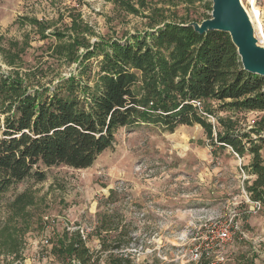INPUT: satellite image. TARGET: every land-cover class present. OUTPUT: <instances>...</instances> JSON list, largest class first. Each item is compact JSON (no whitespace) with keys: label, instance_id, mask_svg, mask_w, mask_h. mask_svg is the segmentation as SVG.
<instances>
[{"label":"rangeland","instance_id":"rangeland-1","mask_svg":"<svg viewBox=\"0 0 264 264\" xmlns=\"http://www.w3.org/2000/svg\"><path fill=\"white\" fill-rule=\"evenodd\" d=\"M121 1L0 0V73L29 87L50 86L78 76L83 49L72 47L78 39L125 41L154 23L201 24L211 17L212 0H125L135 12ZM256 2L262 16L255 24L264 31V0ZM243 4L247 8L248 0ZM101 60H90L92 74ZM213 107L208 120L214 132L221 130L217 117L247 131L264 117ZM250 160L231 148L212 147L200 125L174 132L160 125L120 129L113 148L90 168L46 169L45 181L26 179L0 196V264H59L52 249L75 231L95 252L96 264L120 255L119 244L127 245L129 264H194L189 253L197 241L234 216L245 237L236 233L225 245V264H264V211L251 212L245 197L246 182L253 179L244 168ZM104 214L114 229L109 234L96 230Z\"/></svg>","mask_w":264,"mask_h":264},{"label":"trees","instance_id":"trees-1","mask_svg":"<svg viewBox=\"0 0 264 264\" xmlns=\"http://www.w3.org/2000/svg\"><path fill=\"white\" fill-rule=\"evenodd\" d=\"M121 2L136 11L130 2ZM188 24L154 23L125 41L100 39L92 44L78 39L72 46L83 49L76 60L78 76L50 86L29 87L0 73V196L26 179L45 181L46 169L90 168L113 148L120 129L160 125L174 132L181 125H200L212 147L250 156L244 168L253 179L246 182V192L264 211V117L248 131L217 117L221 130L214 132L208 120L215 115L213 103L225 111L264 112V77L243 69L227 33L202 36ZM96 56L102 60L92 74L90 60ZM109 218L104 214L96 230L111 233ZM115 249L122 252L109 255L108 263L129 264L123 252L127 245ZM11 251H17L15 244ZM52 253L59 264H96L95 252L79 231L59 241Z\"/></svg>","mask_w":264,"mask_h":264},{"label":"water","instance_id":"water-1","mask_svg":"<svg viewBox=\"0 0 264 264\" xmlns=\"http://www.w3.org/2000/svg\"><path fill=\"white\" fill-rule=\"evenodd\" d=\"M199 35L227 33L237 48L243 69L264 77V46L259 42L250 13L243 0H212L211 17L201 24L190 23Z\"/></svg>","mask_w":264,"mask_h":264},{"label":"built area","instance_id":"built-area-1","mask_svg":"<svg viewBox=\"0 0 264 264\" xmlns=\"http://www.w3.org/2000/svg\"><path fill=\"white\" fill-rule=\"evenodd\" d=\"M248 4L251 7V9L248 8ZM248 4H247V9L251 13L253 2L252 1L249 2L248 0ZM255 6L257 7V2L255 3ZM260 35L262 38H264V31H261ZM194 105L196 107H199L201 106V103L195 101ZM245 197H246V203L249 204V208L251 212L256 214L263 209L261 203L252 201L247 192H245ZM234 217H232L229 221H226L222 225H214L212 227L213 228L212 230L208 231L204 237H201L200 241H197V243L189 253L190 262L194 264H225L226 263L227 259H226V254L224 252L225 245L232 241L236 233H239L242 236H244L241 233L239 225L234 222Z\"/></svg>","mask_w":264,"mask_h":264},{"label":"bare ground","instance_id":"bare-ground-1","mask_svg":"<svg viewBox=\"0 0 264 264\" xmlns=\"http://www.w3.org/2000/svg\"><path fill=\"white\" fill-rule=\"evenodd\" d=\"M252 2H253V10L251 11V13H250V17H251V20H252V23H253V25H254V28H255V31H256V34H257V32H260V30L261 31H263V27L261 26H257L255 23H259L260 21H261V16H262V12L259 10V9H257V8H255V0H251ZM261 36V35H260ZM262 38V37H261ZM258 39H259V42H260V40H263L264 41V38H262V39H260L259 37H258ZM261 43V42H260ZM262 44V43H261ZM263 46H264V44H262Z\"/></svg>","mask_w":264,"mask_h":264}]
</instances>
